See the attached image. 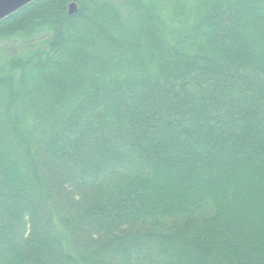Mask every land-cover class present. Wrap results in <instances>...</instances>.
Returning <instances> with one entry per match:
<instances>
[{"label":"trees","instance_id":"1","mask_svg":"<svg viewBox=\"0 0 264 264\" xmlns=\"http://www.w3.org/2000/svg\"><path fill=\"white\" fill-rule=\"evenodd\" d=\"M0 264H264V0L2 20Z\"/></svg>","mask_w":264,"mask_h":264},{"label":"water","instance_id":"2","mask_svg":"<svg viewBox=\"0 0 264 264\" xmlns=\"http://www.w3.org/2000/svg\"><path fill=\"white\" fill-rule=\"evenodd\" d=\"M34 1L35 0H0V22ZM75 13L76 6L72 4L70 6V15H74Z\"/></svg>","mask_w":264,"mask_h":264}]
</instances>
